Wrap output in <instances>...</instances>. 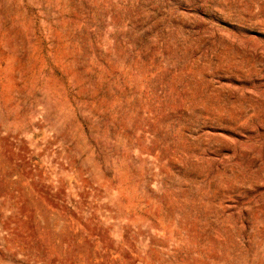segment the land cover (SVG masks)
<instances>
[{
    "label": "rangeland",
    "instance_id": "rangeland-1",
    "mask_svg": "<svg viewBox=\"0 0 264 264\" xmlns=\"http://www.w3.org/2000/svg\"><path fill=\"white\" fill-rule=\"evenodd\" d=\"M0 264H264V0H0Z\"/></svg>",
    "mask_w": 264,
    "mask_h": 264
}]
</instances>
